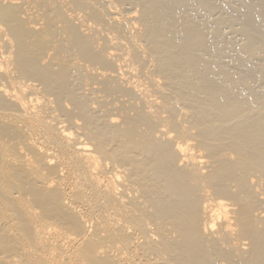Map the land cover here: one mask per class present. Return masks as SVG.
Returning <instances> with one entry per match:
<instances>
[{
  "label": "bare ground",
  "instance_id": "obj_1",
  "mask_svg": "<svg viewBox=\"0 0 264 264\" xmlns=\"http://www.w3.org/2000/svg\"><path fill=\"white\" fill-rule=\"evenodd\" d=\"M205 2L0 0V264H264V69Z\"/></svg>",
  "mask_w": 264,
  "mask_h": 264
},
{
  "label": "rangeland",
  "instance_id": "obj_2",
  "mask_svg": "<svg viewBox=\"0 0 264 264\" xmlns=\"http://www.w3.org/2000/svg\"><path fill=\"white\" fill-rule=\"evenodd\" d=\"M206 2H205V4H206V7L207 8H209V10L211 9L212 11H209L207 8H206V14H202L201 16L199 15V13H198V11H199V7H196L195 5H192V8H191V10L189 11V16L190 17H192L195 21H196V24L198 23V24H206V25H204V27L206 26L207 27V29H210L211 28V25H212V28H211V30H207L206 29V27L204 28V30L206 31V33H207V35H206V37H207V39L210 37V42H212L213 40H214V42L213 43H216L217 44V46H220V48H221V46L223 45V46H225V45H227L229 42H231V45H229L228 44V46H229V48H235V49H233L234 51H232V50H230L229 48H228V46L227 47H225V48H223V46H222V48H223V50L225 51V50H228V51H225V52H228L229 54V56L226 58V56L224 57V58H226V60H225V63H224V61H221V62H223V64H224V66H225V68H227V69H229V70H231L230 68H232L233 69V64L236 62V59L237 60H239V59H241L243 56L245 57V59H246V57L248 58L249 56H246V54L244 55V51H243V49H244V47H245V45L246 46H249V45H252L251 46V48L253 47V46H255V45H258V50H259V47H260V44L262 45L264 42L262 41V40H264V35L263 36H261L262 34H260V31L264 34V25H261V27L263 28V29H261V27L259 28V26H258V22L260 23V24H262V22L261 21H263V19H261V14H263V13H256L257 15H259V17H257V15L255 14V12H254V8L253 7H255V6H257V4H258V6H262V7H264V0H256V2H254L253 0H205ZM209 1V2H208ZM228 1V2H227ZM223 3V4H222ZM251 3V4H250ZM253 3H255L256 5L254 6V4ZM231 4V5H230ZM247 4V5H246ZM262 4V5H261ZM229 5V6H228ZM243 5V6H242ZM252 5V6H251ZM195 6V7H194ZM222 6V7H221ZM249 6H251L252 8H253V11H252V9H251V7H249ZM131 7V6H130ZM129 6L127 7L126 6V8L128 9V10H134L135 11V9H139V7H137L136 5H133L131 8H130ZM219 8V10H218V8ZM221 7V8H220ZM235 7V8H234ZM247 7V8H246ZM248 7H249V9H248ZM195 8H197V9H195ZM235 9V10H234ZM130 10V11H131ZM215 10V11H214ZM222 10V11H221ZM241 10V11H240ZM250 10V11H249ZM133 11V12H134ZM138 11V10H137ZM136 12V11H135ZM210 14H209V13ZM214 12H215V14H214ZM235 12V13H234ZM243 14H242V13ZM253 12V13H252ZM264 12V11H263ZM217 13V14H216ZM253 15V14H255L256 15V17H255V15H253L255 18V20L253 19V16L251 15V14ZM197 14V15H196ZM251 15V17L249 16V15ZM210 15V16H209ZM224 15V16H223ZM229 15V16H228ZM216 16H218L217 18H216ZM246 16V17H245ZM251 18H249V17ZM200 17V18H199ZM215 19H214V18ZM223 17V18H222ZM203 18H205V19H203ZM207 19V20H206ZM210 19V20H209ZM220 19L222 20V21H220ZM243 19H244V21H245V24H246V22H247V20L249 19V20H254V21H256V19H258L259 21H257L256 23H254V21H253V23L254 24H257V26H255V25H252L253 23H251L249 20V22L246 24V26L247 27H250V28H252V26H254L252 29H248V31H247V36H246V28H244V27H246L243 23H244V21H243ZM261 19V20H260ZM209 20V21H208ZM212 20V21H211ZM198 21V22H197ZM201 21H203V22H201ZM226 23V25H228V27L225 25V23ZM243 21V22H242ZM219 23L221 26H222V28H221V26L219 27V26H217L218 24L217 23ZM227 22H228V24H227ZM214 23V24H213ZM236 23H237V25H236ZM263 23H264V21H263ZM93 24V23H92ZM224 24V25H223ZM250 24V25H249ZM214 25H215V27H214ZM232 25V26H231ZM252 25V26H251ZM90 26L91 27H94V25H91V23H90ZM89 26V28H91ZM217 26V27H216ZM227 27V28H226ZM234 27V28H233ZM255 27H257V29L259 28V30H257ZM214 28V29H213ZM217 28H219V30H220V32H219V30L217 29ZM221 28V29H220ZM256 30H255V29ZM92 29V28H91ZM213 29V30H212ZM224 31H223V30ZM244 29H246V30H244ZM256 31V33H255V31ZM240 30V31H239ZM251 30V31H250ZM92 31V30H91ZM213 31V32H212ZM216 31H218V33L216 32ZM240 32V33H242L243 34V36L240 34V33H238V32ZM242 31V32H241ZM244 31H245V33H244ZM210 32V33H209ZM212 32V33H211ZM224 32V33H223ZM254 32V33H253ZM259 32V33H258ZM215 33H217V36L216 35H214ZM221 33H223L224 35H221ZM227 34V36H226V34ZM251 33V34H250ZM259 35H258V34ZM210 36H209V35ZM218 34H220V35H218ZM245 34V35H244ZM257 34V35H256ZM254 35V36H253ZM223 36H225V37H223ZM240 36V37H239ZM260 36V37H259ZM218 37V38H217ZM221 37H223L224 39H225V41H224V39L222 40V39H220ZM243 37V38H242ZM248 37V38H247ZM215 38H217V41H216V39ZM220 39V40H219ZM226 39H227V44L226 43H224V42H226ZM255 39V40H254ZM218 40H219V42H218ZM233 40V41H232ZM242 40V41H241ZM253 40V41H252ZM224 41V42H223ZM238 41V42H237ZM249 41V42H248ZM261 41V42H260ZM224 44H223V43ZM245 42H247V43H250L249 45L247 44V43H245ZM222 43V44H221ZM234 44V46H233V44ZM241 43V44H240ZM219 44V45H218ZM221 44V45H220ZM235 44H237V45H235ZM243 44H245V45H243ZM264 45H262L261 47H263ZM237 47V48H236ZM260 47V48H261ZM228 48V49H227ZM255 48V49H254ZM254 48H252V49H254L252 52H250L249 54H254V52H255V54L254 55H251V57H249L248 59H247V62H249V63H245V59H244V57L242 58V59H244V60H242V62L243 63H245V65H252L251 63H253V65H252V67L253 66H255V64L254 63H256V60H258V58L260 59V61H258L257 63H258V67L260 68V69H264V57H262V56H264L263 55V53H258L259 51L260 52H262V50L260 49L259 51L256 49L257 48V46L256 47H254ZM236 50V51H235ZM255 50H257V51H255ZM229 51H231V52H229ZM232 54V56H231V54ZM238 53V54H237ZM234 54V55H233ZM243 54V55H242ZM249 54H247V55H249ZM260 55H262V56H260ZM237 56V57H236ZM255 58H257L256 60L253 58V57ZM229 57H234L233 59H231L230 58V63L232 64V66L230 65V66H227L228 64H230L229 63ZM241 57V58H240ZM224 58H223V60H224ZM239 58V59H238ZM253 58V59H252ZM249 59H251V61H249ZM261 59H263V60H261ZM222 60V59H221ZM228 60V61H227ZM235 61V62H233V61ZM254 60V61H253ZM243 63L241 64V65H243ZM257 63H256V65H257ZM259 63H261L260 65L261 66H259ZM245 65H243V66H245ZM227 66V67H226ZM242 67V66H241ZM255 82V81H254ZM254 82L253 83H251L252 85H249V89L248 90H250V88L253 86V88L255 87L254 85H256L257 83H259V84H257V86L258 87H260V86H263L264 84L262 83V84H260V82H255V84H254ZM254 84V85H253ZM251 86V87H250ZM256 86V87H257ZM252 88V90H254L255 92H257L258 90L256 89V88H254L253 89ZM262 88V87H261ZM261 88H258L259 89V91L261 90H264V87L261 89ZM247 89V88H246ZM245 89V90H246ZM248 90H246V91H244V93L246 94V92L247 93H249V91ZM260 91V92H261ZM259 175V174H258Z\"/></svg>",
  "mask_w": 264,
  "mask_h": 264
}]
</instances>
